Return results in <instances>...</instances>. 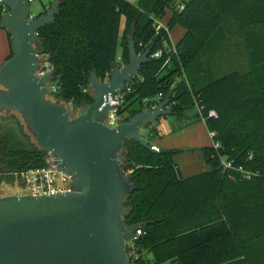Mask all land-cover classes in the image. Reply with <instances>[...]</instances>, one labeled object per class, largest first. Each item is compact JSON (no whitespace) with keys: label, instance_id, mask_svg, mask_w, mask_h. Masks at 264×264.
<instances>
[{"label":"trees","instance_id":"trees-1","mask_svg":"<svg viewBox=\"0 0 264 264\" xmlns=\"http://www.w3.org/2000/svg\"><path fill=\"white\" fill-rule=\"evenodd\" d=\"M166 10L169 31H184L175 51L168 33L154 26ZM229 24L243 40L247 70L218 72L210 62ZM38 37L57 86L49 93L73 110L91 103L93 72L104 79L128 62L131 37L137 54L150 51L122 94L119 121L153 105L158 94L170 95L171 115L188 118L197 107V121L203 115L219 143L198 149L207 170L182 176L174 160L182 149L155 152L126 142L121 168L131 171L135 189L124 201L131 208L125 224L140 231L131 264H264V0H63ZM144 129L150 145L161 136L158 128ZM45 157L34 142L0 135V182L14 183L15 173L43 166Z\"/></svg>","mask_w":264,"mask_h":264},{"label":"water","instance_id":"water-1","mask_svg":"<svg viewBox=\"0 0 264 264\" xmlns=\"http://www.w3.org/2000/svg\"><path fill=\"white\" fill-rule=\"evenodd\" d=\"M62 1L29 18V0H2L0 28L11 36L12 54L0 66V110L21 114L37 146L72 177L74 190L0 194V264H131L127 241L136 238V227L125 224L131 208L124 201L135 185L121 168L125 144L134 141L151 150L142 130L157 128L160 117L172 114L170 95L115 127L102 122L112 109L110 97L125 91L149 57V49L137 54L129 37L128 62L104 79L91 74V103L77 114L48 99L52 71L39 75L44 53L36 43Z\"/></svg>","mask_w":264,"mask_h":264},{"label":"rangeland","instance_id":"rangeland-1","mask_svg":"<svg viewBox=\"0 0 264 264\" xmlns=\"http://www.w3.org/2000/svg\"><path fill=\"white\" fill-rule=\"evenodd\" d=\"M48 1H54V0H33L30 3V12L33 15L40 14L41 12L45 11V7L43 4L47 3ZM131 3L135 4L137 0H128ZM170 16L169 10H166L165 17L163 19H160L159 22L162 24H165L167 26L166 22ZM231 31L227 34V38L220 44L218 50L214 54V56L211 57L210 62H215V67L213 69L215 70L217 68L218 72L222 71H230L233 69L236 70H247L249 67V62L245 50V46L243 43V40L240 37V33L235 25L229 24ZM181 27L178 25L175 26L171 32L170 37L173 39L174 42L178 41V33L180 32ZM41 63L40 66L44 64L45 55H42L40 57ZM203 62V59H202ZM48 99L55 101L56 99L50 95L48 92L47 95ZM58 103H64V102H58ZM66 107L68 108L71 115L77 114V110H73L70 104L64 103ZM197 113L198 109L197 107L193 106L190 107L186 111V116L188 118H177L174 115H167L166 123L169 131H174L176 129H181L185 125L193 124L197 121ZM161 134L162 128H158ZM145 130L143 129V132ZM9 135L10 137L14 138L17 141L22 142H35L34 137L30 130L28 129L27 125L24 123L21 114L18 112H6L3 110H0V135ZM25 134V136L23 135ZM162 137V136H160ZM159 137V138H160ZM211 141V140H210ZM37 145V144H36ZM160 149V148H159ZM161 150V149H160ZM182 164V162H181ZM128 172V171H127ZM126 172V173H127ZM14 188L13 183H7V182H0V193L1 194H11L12 190Z\"/></svg>","mask_w":264,"mask_h":264},{"label":"built area","instance_id":"built-area-1","mask_svg":"<svg viewBox=\"0 0 264 264\" xmlns=\"http://www.w3.org/2000/svg\"><path fill=\"white\" fill-rule=\"evenodd\" d=\"M33 0H29L31 3ZM182 7V6H180ZM0 10L2 13L6 11V7L3 5L2 0H0ZM33 14L30 12L29 18H33ZM154 26L156 30L160 28L164 29L169 35V29L165 24L159 22V20L154 21ZM175 46L172 44V47L169 50H174ZM161 54L160 51H156L152 56H159ZM123 65H121L122 67ZM52 68L48 65L47 62H44L42 66L39 68V75H43L47 72H51ZM127 87V86H126ZM57 86L52 83V81L48 85V92L56 91ZM125 91L121 92L117 96L110 97V105H112V109L108 110L104 116L102 117V122L108 127H115L119 124V117L117 115V106L120 103V99L122 94ZM162 94H158L154 97V104L147 107L148 109H153L155 106L163 99ZM207 116L216 117V113L213 110L208 111ZM202 121H204V116L200 115ZM211 137H213L214 133L210 132ZM214 147H218L219 143L214 142L212 144ZM151 150L159 152L160 149L152 144L150 145ZM225 167L230 166L229 162L222 161ZM131 171H128L125 175H129ZM15 181L13 183L14 188L11 194L17 195H33V196H41L45 194H53L57 193H65L73 191V179L72 177L62 171L55 160L53 154L46 152L45 164L43 166L30 168L24 171H20L14 174ZM1 194V193H0ZM140 234L139 230H136L135 236ZM134 241V240H133ZM133 241H127V254L131 259L132 256L135 255V247L133 245Z\"/></svg>","mask_w":264,"mask_h":264},{"label":"crops","instance_id":"crops-1","mask_svg":"<svg viewBox=\"0 0 264 264\" xmlns=\"http://www.w3.org/2000/svg\"><path fill=\"white\" fill-rule=\"evenodd\" d=\"M51 3L52 1H48L43 4L46 10ZM170 32L171 31H169L170 42L175 46L176 42H174L170 37ZM183 33L184 31L181 28L178 33L179 39L182 37ZM9 52L10 47L6 31L0 28V66L7 59ZM118 55H120V50L118 51ZM165 117L166 116L159 118L157 127L159 129L160 127L162 128V137H154L152 139V144L156 145L161 150L182 149L183 152L174 156V160L177 163L182 176H190L207 170L208 165L205 163L202 153L198 150L201 147L213 144V139L205 125V122L201 120L188 126L185 125L179 130L176 129L174 131H169L167 123L165 122ZM142 133L144 134L143 130Z\"/></svg>","mask_w":264,"mask_h":264},{"label":"bare ground","instance_id":"bare-ground-1","mask_svg":"<svg viewBox=\"0 0 264 264\" xmlns=\"http://www.w3.org/2000/svg\"><path fill=\"white\" fill-rule=\"evenodd\" d=\"M137 230V229H136Z\"/></svg>","mask_w":264,"mask_h":264}]
</instances>
